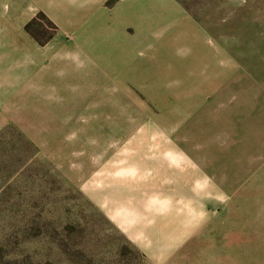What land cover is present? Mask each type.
Here are the masks:
<instances>
[{
    "label": "rangeland",
    "instance_id": "1",
    "mask_svg": "<svg viewBox=\"0 0 264 264\" xmlns=\"http://www.w3.org/2000/svg\"><path fill=\"white\" fill-rule=\"evenodd\" d=\"M181 1L194 36L154 82L57 45L44 89L3 101L0 264H264V0Z\"/></svg>",
    "mask_w": 264,
    "mask_h": 264
},
{
    "label": "crops",
    "instance_id": "2",
    "mask_svg": "<svg viewBox=\"0 0 264 264\" xmlns=\"http://www.w3.org/2000/svg\"><path fill=\"white\" fill-rule=\"evenodd\" d=\"M40 13L61 28L46 43L27 27ZM193 18L181 0H0V107L14 99L25 107V99L44 89L50 48L57 45L76 48L77 64L93 67L105 82L122 84L134 76L154 82L148 61L157 59L162 44L192 35L186 20ZM63 29L73 30L77 42H65Z\"/></svg>",
    "mask_w": 264,
    "mask_h": 264
},
{
    "label": "trees",
    "instance_id": "3",
    "mask_svg": "<svg viewBox=\"0 0 264 264\" xmlns=\"http://www.w3.org/2000/svg\"><path fill=\"white\" fill-rule=\"evenodd\" d=\"M112 1V0H111ZM27 27H30V24H28V26Z\"/></svg>",
    "mask_w": 264,
    "mask_h": 264
}]
</instances>
